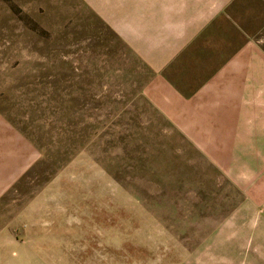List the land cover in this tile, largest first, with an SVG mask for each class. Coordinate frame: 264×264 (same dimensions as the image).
Wrapping results in <instances>:
<instances>
[{
	"label": "rangeland",
	"instance_id": "374dc122",
	"mask_svg": "<svg viewBox=\"0 0 264 264\" xmlns=\"http://www.w3.org/2000/svg\"><path fill=\"white\" fill-rule=\"evenodd\" d=\"M152 82L84 0H0V111L40 155L2 200L0 264H231L249 248L264 162L207 159L199 108H156Z\"/></svg>",
	"mask_w": 264,
	"mask_h": 264
},
{
	"label": "crops",
	"instance_id": "0c3cea01",
	"mask_svg": "<svg viewBox=\"0 0 264 264\" xmlns=\"http://www.w3.org/2000/svg\"><path fill=\"white\" fill-rule=\"evenodd\" d=\"M84 1L152 74L147 95L156 108H199L198 142L212 155L207 159L264 162V40L256 37L264 39V0ZM183 120L184 130L194 127ZM207 145L214 149L201 147ZM39 157L0 111V209ZM254 221L249 248L235 251L231 264H264V216Z\"/></svg>",
	"mask_w": 264,
	"mask_h": 264
}]
</instances>
